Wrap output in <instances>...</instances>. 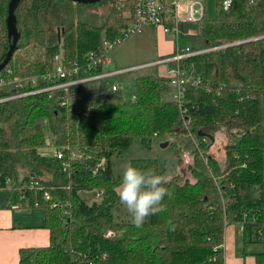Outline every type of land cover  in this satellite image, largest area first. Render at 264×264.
I'll return each mask as SVG.
<instances>
[{"label":"trees","instance_id":"16d2710c","mask_svg":"<svg viewBox=\"0 0 264 264\" xmlns=\"http://www.w3.org/2000/svg\"><path fill=\"white\" fill-rule=\"evenodd\" d=\"M107 1L102 22L81 20L88 7ZM8 2L0 0V62L11 43ZM134 6L135 0H20L19 38L0 71L11 84L0 88V99L49 86L41 76L56 55L66 70L77 67L74 78L103 72L92 63L106 55L104 41L126 37ZM174 44L192 53L166 64L185 81L176 99L156 68L133 79L130 100L114 77L0 102L6 205L39 209L48 232L46 246L19 249L18 264H221L227 225L240 227L244 244L264 241V0H232L227 9L214 0L213 17L204 12L196 22L178 23ZM33 78L36 85L24 83ZM45 129L55 146L48 155L39 151ZM216 131L225 136L222 164L206 154ZM156 138L174 148L177 163L183 149L192 154L190 178H164L156 159L130 160L160 174L168 190L162 211L137 228L115 218L119 180L112 158L134 142L150 148ZM81 192L98 198L88 202ZM253 255L264 262V252Z\"/></svg>","mask_w":264,"mask_h":264},{"label":"rangeland","instance_id":"374dc122","mask_svg":"<svg viewBox=\"0 0 264 264\" xmlns=\"http://www.w3.org/2000/svg\"><path fill=\"white\" fill-rule=\"evenodd\" d=\"M180 5H185L194 0H175ZM204 2L205 15L208 18L213 17L214 15V0H199ZM111 1H107L102 5H97L94 7H88L84 14L81 15V20L88 21L94 24H99L104 19L108 7ZM90 6V5H89ZM147 27H154L150 25H145L141 28L139 32H133L130 35L123 38V40L106 53L105 58L109 59V63L105 65L107 70L114 69H129L141 64H146L147 62L153 60L151 54H153V45H154V31L149 33L145 32ZM161 30V29H160ZM164 33V32H163ZM168 35L174 36L172 33H165ZM150 55L148 56V54ZM150 58V59H149ZM156 58V57H155ZM157 67L154 65L128 70L115 77L114 81L116 82L119 90L122 93V96L126 100H130L133 95L132 82L136 76L147 74L153 72ZM159 68V67H158ZM46 133V146L41 148L39 151L43 154H52L55 150V146L51 142V137L48 131L45 129ZM224 144L225 136L222 131H216L214 134V140L211 143L207 150V155L212 156L218 163L222 164L224 161ZM174 148L170 146L168 141H164L160 138H156L150 148H142L138 142H134L130 147L123 149L118 156L112 158V170L115 177L120 179L121 171L125 164L129 163L130 160L135 158H146V159H156L159 164V170L162 173V176L166 179L171 178L172 176H182L184 178H190L188 172V166L192 163V154L184 150L181 151V154L178 155L181 159L180 163H177V158L173 152ZM203 153H201L202 155ZM118 191V189H117ZM7 191H0V199L3 200L6 197ZM80 196L86 199L88 202L96 200L97 196H94L92 192H81ZM98 198V197H97ZM117 219H130L131 217L128 214L125 207L120 203L119 211L115 214ZM264 237V230H263Z\"/></svg>","mask_w":264,"mask_h":264},{"label":"built area","instance_id":"2783aa9c","mask_svg":"<svg viewBox=\"0 0 264 264\" xmlns=\"http://www.w3.org/2000/svg\"><path fill=\"white\" fill-rule=\"evenodd\" d=\"M232 0H221L223 9H227ZM170 8H167L165 3L162 0H135L134 12H133V24L129 26L127 29L122 30V34L127 36V34H131L133 32L141 31V28L145 25H150L154 27H160L163 32L165 33H172L174 37H176L178 33V23H192L199 20L204 12L205 7L203 1L194 0L185 5L178 4L175 0H173L169 4ZM121 42L120 38L112 42H103L104 47L109 50L117 43ZM223 46H219L212 49H218ZM176 52L169 57L161 58L156 60L153 63L138 65L135 67H131L129 69H114L109 71H103L99 74L91 75L87 78H74L77 74V67L72 68L71 70H66L64 66L61 56L56 55L53 58V66L52 70L48 71L45 75L41 76L42 80H47L51 82V84L42 89L32 90L30 92L23 93L21 95H16L13 97H6L0 99L1 101L14 98L17 96H23L30 93H38L44 91H50L57 88H64L69 85H74L83 81L87 80H100V79H107V78H114L128 70L137 69V68H146L148 66L154 65L155 66H163L169 62H179L181 59L185 58L192 53H182L178 50V46L176 45ZM106 56V55H105ZM97 59L92 66H96L97 64H101L104 66L105 64L109 63V59L105 58ZM91 58V56L89 57ZM91 66H89L90 68ZM169 79L170 85L175 88L174 93L172 94L173 98H177L180 92L183 90L184 79L182 78V72L179 70L178 67L171 68L167 67L166 74ZM63 80V81H62ZM36 78L30 79L29 82H24L25 84L29 83L30 85H36ZM11 84L10 80H6L3 75L0 74V88L5 85ZM15 86L18 84H14ZM22 84H19L21 86ZM116 87L112 85V89ZM58 158L61 157V154H56ZM10 188L9 180L6 179L4 181V185L0 184V191H8Z\"/></svg>","mask_w":264,"mask_h":264},{"label":"crops","instance_id":"0c3cea01","mask_svg":"<svg viewBox=\"0 0 264 264\" xmlns=\"http://www.w3.org/2000/svg\"><path fill=\"white\" fill-rule=\"evenodd\" d=\"M162 1L165 4H170L173 0ZM160 29L147 27L145 30L147 33L156 31L154 50L151 54L152 57H150L154 59L146 64L170 56L175 49L174 36L165 34ZM105 65L103 71H109ZM156 67L159 74H166L167 65ZM6 200L7 195L3 200L0 199V264H18L19 249L46 246L48 244V232L42 227V213L39 209L22 208L16 205L7 206ZM222 249L223 262L221 264H264L262 261H257L253 255L264 252V241L262 243L244 244L239 226L227 225L225 227Z\"/></svg>","mask_w":264,"mask_h":264},{"label":"clouds","instance_id":"9594fccd","mask_svg":"<svg viewBox=\"0 0 264 264\" xmlns=\"http://www.w3.org/2000/svg\"><path fill=\"white\" fill-rule=\"evenodd\" d=\"M167 194L160 174L150 168H137L131 163L124 165L117 195L135 227H141L149 215L162 211V201Z\"/></svg>","mask_w":264,"mask_h":264},{"label":"water","instance_id":"95a60500","mask_svg":"<svg viewBox=\"0 0 264 264\" xmlns=\"http://www.w3.org/2000/svg\"><path fill=\"white\" fill-rule=\"evenodd\" d=\"M19 1L20 0H9L8 5H7V15L5 18V26H6L7 37L11 40V43L5 54L4 59L2 60V62H0V71L5 67V65L9 61L15 49L18 38H19V33L15 25L16 18L14 15L15 8L17 7ZM70 1L77 2L80 4H94V3L99 2L100 0H70Z\"/></svg>","mask_w":264,"mask_h":264}]
</instances>
